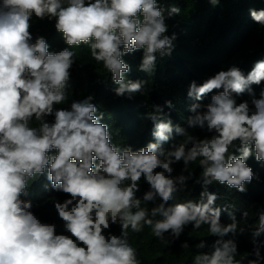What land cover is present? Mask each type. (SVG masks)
Segmentation results:
<instances>
[{
	"label": "clouds",
	"instance_id": "clouds-1",
	"mask_svg": "<svg viewBox=\"0 0 264 264\" xmlns=\"http://www.w3.org/2000/svg\"><path fill=\"white\" fill-rule=\"evenodd\" d=\"M208 2L215 7L220 0ZM249 12L264 28V9ZM180 13L174 4L158 0H0V264H142L137 250L165 240V233L170 244L188 225L193 230L207 225L217 237L210 251L194 255L192 264H244L237 259L236 241L225 237L245 228L231 211V223H221L219 197L208 186L219 183L246 192L254 177L246 161L254 152L255 160L264 162V90L255 98L252 89L264 82V59L247 75L232 66L202 84L190 83L187 96L197 103L190 106L187 126L211 133L204 138L174 125L170 113L154 105L147 114L154 142L133 150L112 142L92 95L74 100L70 108L57 107L68 100L76 61L70 49L81 45H88L91 58L111 73L117 96L132 99L143 93L146 81L127 80L130 65L122 57L142 51L139 71L153 74L157 57L171 55L176 39L175 33L167 34L166 18ZM33 14L54 19L68 47L53 53L44 37L33 42ZM213 92L209 103H199ZM246 92L251 102L238 103L233 94ZM165 106L173 108L170 100ZM173 133L183 140L166 149ZM180 162L181 174L173 176ZM197 162L196 182L203 189L198 199L169 205L187 187L190 166ZM45 173L52 188L69 197L53 203L70 235L57 234L56 225L41 222L31 201L22 199L30 181ZM141 181L149 190L138 198ZM158 197V205L142 206ZM256 214V226H249L253 238L264 234V210ZM242 215L246 220L248 212ZM205 247L203 240L196 245ZM253 255L247 264L264 260L258 247Z\"/></svg>",
	"mask_w": 264,
	"mask_h": 264
},
{
	"label": "trees",
	"instance_id": "trees-1",
	"mask_svg": "<svg viewBox=\"0 0 264 264\" xmlns=\"http://www.w3.org/2000/svg\"><path fill=\"white\" fill-rule=\"evenodd\" d=\"M158 3L174 4L181 9L179 15L166 18L167 34L176 35L171 55L158 56L156 69L151 75L139 71L142 51L137 50L122 57L130 65V71L125 74L126 79L146 81L143 93L135 94L132 99L117 96L111 73L91 58L88 45H81L70 49L76 53V61L71 69L68 100L57 106L70 108L74 100H82L92 95V103L98 109L97 114L101 112L104 114L101 122L109 126L112 142L119 146H131L133 150H139L150 141L154 142L153 122L147 118L154 105L164 107V111L170 113L173 124L186 128L190 134L198 138L210 136L211 133L206 130L189 129L187 126V118L191 115L190 106L197 103L187 96L190 83L195 81L198 85L202 84L218 71H226L232 66L240 68L247 75L256 61L264 59V28L251 19L249 12L250 9H264V0H220L215 7L208 0H158ZM30 23L33 42L38 36L44 37L49 45V51L53 53L68 47L63 35L55 29L54 19L51 21L47 18L38 19L33 14ZM252 89L255 98H260L264 82L259 86L253 85ZM213 94L215 92L209 93L199 103H209ZM233 95L238 103L242 101L250 103L253 98L247 92L241 96ZM169 100L173 104L171 109L165 106V101ZM46 119L51 122L54 117L49 116ZM36 123L33 121V126ZM182 140L183 137L173 133V138L164 147L170 148L171 144ZM234 154L239 155L238 152ZM246 163L254 172L251 183L245 185L246 192L241 193L235 188H228L219 183L208 186V190L219 197L216 206L222 209L221 223L225 225L231 223L228 215L231 211L240 222L239 228H245L243 233L238 232L235 236L229 234L225 237L236 241L237 259H244V264L250 259H255L253 252L257 247L264 257V234L255 238L252 236V228L256 226L255 222L258 220L257 210H264V162H257L253 152ZM173 167V176L181 174L182 162ZM190 168L193 176L187 181V187L183 192L177 193L176 198L168 202L169 205L198 199L203 190L202 185L196 182L201 169L198 162ZM148 190L149 185L141 181L137 197L142 198ZM67 198H69L67 194L52 188L46 173L30 181L27 195L22 197L26 201H31L33 205L31 210L41 222L55 224L57 234L70 235L65 231L63 221L59 218L53 203V200L63 202ZM161 202L158 197L154 202L142 206L151 208ZM226 206L230 207L224 211ZM244 211L248 212L246 220L242 215ZM111 229L112 225L105 234L111 232ZM144 233L149 235L146 230ZM216 239L217 237L210 235L207 225L198 230H193L192 226L188 225L179 239L170 244L165 240H171V237L165 233V240H154L152 246L149 243L137 250L138 258L142 264H192L194 255L210 251ZM201 240L206 244L204 249L196 248ZM184 242L188 243V249L181 247ZM260 264H264V260H261Z\"/></svg>",
	"mask_w": 264,
	"mask_h": 264
}]
</instances>
